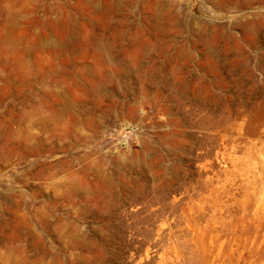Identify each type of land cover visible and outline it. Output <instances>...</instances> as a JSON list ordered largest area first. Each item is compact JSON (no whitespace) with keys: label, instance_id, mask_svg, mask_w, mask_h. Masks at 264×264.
<instances>
[{"label":"rangeland","instance_id":"374dc122","mask_svg":"<svg viewBox=\"0 0 264 264\" xmlns=\"http://www.w3.org/2000/svg\"><path fill=\"white\" fill-rule=\"evenodd\" d=\"M0 264H264V0H0Z\"/></svg>","mask_w":264,"mask_h":264},{"label":"built area","instance_id":"2783aa9c","mask_svg":"<svg viewBox=\"0 0 264 264\" xmlns=\"http://www.w3.org/2000/svg\"><path fill=\"white\" fill-rule=\"evenodd\" d=\"M131 145L139 146L137 136L130 130L121 135L111 134L104 142V147L109 149H124Z\"/></svg>","mask_w":264,"mask_h":264}]
</instances>
